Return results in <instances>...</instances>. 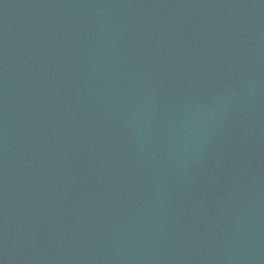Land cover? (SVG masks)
I'll return each mask as SVG.
<instances>
[{
    "label": "water",
    "instance_id": "water-1",
    "mask_svg": "<svg viewBox=\"0 0 264 264\" xmlns=\"http://www.w3.org/2000/svg\"><path fill=\"white\" fill-rule=\"evenodd\" d=\"M0 264H264V0H0Z\"/></svg>",
    "mask_w": 264,
    "mask_h": 264
}]
</instances>
